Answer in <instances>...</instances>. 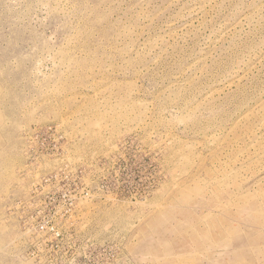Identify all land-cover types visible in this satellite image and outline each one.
Wrapping results in <instances>:
<instances>
[{"label":"rangeland","instance_id":"obj_1","mask_svg":"<svg viewBox=\"0 0 264 264\" xmlns=\"http://www.w3.org/2000/svg\"><path fill=\"white\" fill-rule=\"evenodd\" d=\"M0 264H264V0H0Z\"/></svg>","mask_w":264,"mask_h":264}]
</instances>
